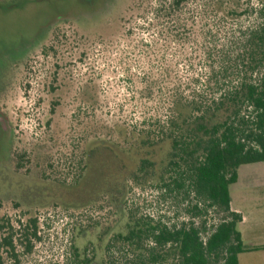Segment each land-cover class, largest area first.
Listing matches in <instances>:
<instances>
[{
    "label": "trees",
    "instance_id": "16d2710c",
    "mask_svg": "<svg viewBox=\"0 0 264 264\" xmlns=\"http://www.w3.org/2000/svg\"><path fill=\"white\" fill-rule=\"evenodd\" d=\"M159 6L155 17L162 33L168 42L197 52L205 77L168 82L167 72L162 78L148 74L138 93L148 101L161 97L158 113L141 123L103 109L91 119L82 116L76 120L82 143L65 163L49 158L51 138L32 149L34 157L39 149L48 152L51 173L40 182L68 188L88 177L93 153L101 147L134 158L131 171L110 176L88 206L74 209L107 206L109 212L104 222L89 218L76 225L71 264H120L116 248L129 255L126 264H239V254L264 249L243 243L242 215L231 207L240 167L264 161V0H160ZM83 100L90 104L93 98ZM26 156H19L22 168ZM147 188L193 196L192 218L209 208L224 216L210 231L194 219L169 225L131 200ZM38 206L22 207L17 230L13 219L0 213V264L6 258L19 264L21 252L31 253L41 240Z\"/></svg>",
    "mask_w": 264,
    "mask_h": 264
},
{
    "label": "rangeland",
    "instance_id": "374dc122",
    "mask_svg": "<svg viewBox=\"0 0 264 264\" xmlns=\"http://www.w3.org/2000/svg\"><path fill=\"white\" fill-rule=\"evenodd\" d=\"M159 3L0 0V213L12 218L17 230L22 207L38 204L41 209V240L31 253L21 252L19 264H71L76 225L89 218L104 222L109 212L107 206L74 209L95 199L94 192L110 176L134 168V158L115 147H101L93 153L91 169L81 185L68 188L51 181L41 183L43 174L51 173L49 158L65 163L82 143V127L76 120L82 116L91 119L103 109L141 123L157 114L164 103L161 97L148 101L138 93L148 74L162 78L161 72H167L168 82L177 77L187 81L195 74L205 77L206 65L197 52L168 42L162 33V24L155 17ZM86 97H92V102L95 99V106L91 101L84 103ZM50 138L49 158L44 149L32 156V149ZM20 155H27L23 168ZM239 175L231 185V198L247 217L238 230L243 243L251 247L264 242V207L248 199L264 191V161L242 165ZM131 200L144 213L169 225L194 219L197 224L205 222L210 231L224 216L209 208L199 218H192L189 208L196 201L184 191L147 188L138 190ZM93 249L88 251L90 257ZM113 256L120 264L129 258L119 248ZM5 264L15 263L6 258ZM241 264H264V251L243 254Z\"/></svg>",
    "mask_w": 264,
    "mask_h": 264
},
{
    "label": "crops",
    "instance_id": "0c3cea01",
    "mask_svg": "<svg viewBox=\"0 0 264 264\" xmlns=\"http://www.w3.org/2000/svg\"><path fill=\"white\" fill-rule=\"evenodd\" d=\"M239 177H240V175H239ZM250 198H252V200H254L256 202L258 207H260V208L264 207V191H257L256 195L253 194L251 197H248V199H250ZM231 207H232V210L237 211L242 215V220L239 222V224H242L243 222H245V220H247V217L242 212V209L239 206H234L233 201H231ZM241 235L243 237L242 232H241ZM263 245H264V242H261L260 244L255 245V246H263ZM251 247H254V246H251ZM259 251H264V249H258V250H254V251H250V252H259ZM245 253H247V252L239 254V264H241L242 255Z\"/></svg>",
    "mask_w": 264,
    "mask_h": 264
},
{
    "label": "flooded vegetation",
    "instance_id": "af4514ba",
    "mask_svg": "<svg viewBox=\"0 0 264 264\" xmlns=\"http://www.w3.org/2000/svg\"><path fill=\"white\" fill-rule=\"evenodd\" d=\"M0 114H1V116H0V118L3 120V116H2V111H1V109H0Z\"/></svg>",
    "mask_w": 264,
    "mask_h": 264
}]
</instances>
